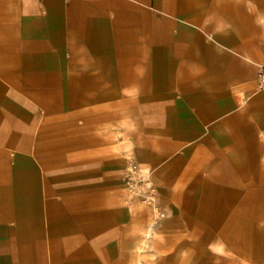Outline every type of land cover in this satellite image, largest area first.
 <instances>
[{
  "label": "crops",
  "instance_id": "obj_1",
  "mask_svg": "<svg viewBox=\"0 0 264 264\" xmlns=\"http://www.w3.org/2000/svg\"><path fill=\"white\" fill-rule=\"evenodd\" d=\"M263 64L264 0H0V264H264Z\"/></svg>",
  "mask_w": 264,
  "mask_h": 264
},
{
  "label": "built area",
  "instance_id": "obj_2",
  "mask_svg": "<svg viewBox=\"0 0 264 264\" xmlns=\"http://www.w3.org/2000/svg\"><path fill=\"white\" fill-rule=\"evenodd\" d=\"M256 88L264 90V64L256 72ZM128 193L133 197L142 199L149 206L156 205V189L151 182L148 172L130 165L124 182Z\"/></svg>",
  "mask_w": 264,
  "mask_h": 264
},
{
  "label": "rangeland",
  "instance_id": "obj_3",
  "mask_svg": "<svg viewBox=\"0 0 264 264\" xmlns=\"http://www.w3.org/2000/svg\"><path fill=\"white\" fill-rule=\"evenodd\" d=\"M151 231H152V230H151ZM145 244H146V243H145ZM145 244H144V245H145Z\"/></svg>",
  "mask_w": 264,
  "mask_h": 264
}]
</instances>
